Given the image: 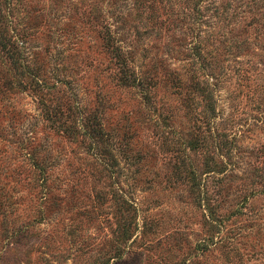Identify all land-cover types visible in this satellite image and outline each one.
I'll return each instance as SVG.
<instances>
[{
    "label": "rangeland",
    "instance_id": "374dc122",
    "mask_svg": "<svg viewBox=\"0 0 264 264\" xmlns=\"http://www.w3.org/2000/svg\"><path fill=\"white\" fill-rule=\"evenodd\" d=\"M0 264H264V0H0Z\"/></svg>",
    "mask_w": 264,
    "mask_h": 264
}]
</instances>
